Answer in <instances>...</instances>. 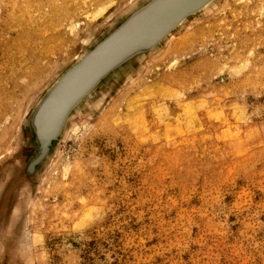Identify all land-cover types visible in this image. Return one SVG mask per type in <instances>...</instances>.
<instances>
[{
  "label": "rangeland",
  "instance_id": "374dc122",
  "mask_svg": "<svg viewBox=\"0 0 264 264\" xmlns=\"http://www.w3.org/2000/svg\"><path fill=\"white\" fill-rule=\"evenodd\" d=\"M143 1L0 0V264H264V0L186 20L23 181L35 105Z\"/></svg>",
  "mask_w": 264,
  "mask_h": 264
},
{
  "label": "water",
  "instance_id": "95a60500",
  "mask_svg": "<svg viewBox=\"0 0 264 264\" xmlns=\"http://www.w3.org/2000/svg\"><path fill=\"white\" fill-rule=\"evenodd\" d=\"M215 0H144L99 37L47 89L30 113L25 182L38 174L72 113L107 80L136 64Z\"/></svg>",
  "mask_w": 264,
  "mask_h": 264
},
{
  "label": "trees",
  "instance_id": "16d2710c",
  "mask_svg": "<svg viewBox=\"0 0 264 264\" xmlns=\"http://www.w3.org/2000/svg\"><path fill=\"white\" fill-rule=\"evenodd\" d=\"M84 259L86 262L90 263L93 261V259L90 257L88 252H85Z\"/></svg>",
  "mask_w": 264,
  "mask_h": 264
}]
</instances>
